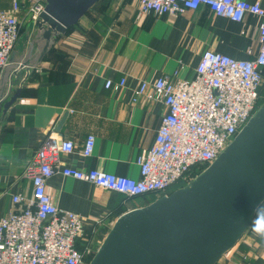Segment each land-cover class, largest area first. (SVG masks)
Returning a JSON list of instances; mask_svg holds the SVG:
<instances>
[{"label":"crops","instance_id":"1","mask_svg":"<svg viewBox=\"0 0 264 264\" xmlns=\"http://www.w3.org/2000/svg\"><path fill=\"white\" fill-rule=\"evenodd\" d=\"M19 17L27 38L15 48L18 57L28 47L33 24L26 17L30 0H20ZM251 3L264 0H246ZM13 0H0L11 10ZM261 18L247 15L241 22L217 16L206 6L183 14L153 16L140 12L137 0H100L59 36L42 63L23 71L15 88L21 96L0 116V219L18 207L13 196L30 199L29 164L51 133L72 139V153H61L62 166L47 181L46 190L56 205L83 217L84 230L103 242L122 214L146 206L156 195L127 197L91 182L66 177L64 166L101 169L139 178L138 156L155 142L166 107L161 97L133 102L134 92L145 81L177 72L193 76L206 50L247 60L260 48ZM27 32L29 33L27 36ZM33 33V32H32ZM125 79L124 86H120ZM112 80V88H106ZM68 116L61 133L56 128ZM89 135L96 137L93 154L82 148ZM264 219V202L239 239L216 264H264V235L254 231Z\"/></svg>","mask_w":264,"mask_h":264},{"label":"built area","instance_id":"2","mask_svg":"<svg viewBox=\"0 0 264 264\" xmlns=\"http://www.w3.org/2000/svg\"><path fill=\"white\" fill-rule=\"evenodd\" d=\"M137 1L141 13L153 16L183 14L206 6L217 16L236 22L247 15L261 18L260 48L253 58L238 60L206 50L192 77L179 79L177 72L166 74L154 82H143L134 92L133 102L161 97L166 107L153 146L137 158L139 178L72 166L61 170L66 177L127 197L154 193L161 197L169 195L180 181L190 184L208 168L263 105L264 7L259 1L246 0ZM46 3L29 1L26 17L31 23L39 19ZM21 9L20 0H13L9 11L0 6V80L21 36ZM124 84L122 79L119 85ZM113 85L107 80L105 87ZM95 143L96 137L89 135L82 148L85 157L93 154ZM74 148L72 139L55 133L42 142L26 171L33 183L31 198L13 196L18 207L0 219V264H88V247L84 251L79 248V241L86 237L83 217L60 209L46 190L48 179L62 166L60 154L72 153ZM195 167L200 172L190 178Z\"/></svg>","mask_w":264,"mask_h":264},{"label":"water","instance_id":"3","mask_svg":"<svg viewBox=\"0 0 264 264\" xmlns=\"http://www.w3.org/2000/svg\"><path fill=\"white\" fill-rule=\"evenodd\" d=\"M98 1L47 0L32 23L35 35L27 50L13 55L3 70L0 116L21 96V86H15L23 71L37 68L55 40ZM263 202L264 103L190 184L119 216L89 264H216L247 231Z\"/></svg>","mask_w":264,"mask_h":264},{"label":"trees","instance_id":"4","mask_svg":"<svg viewBox=\"0 0 264 264\" xmlns=\"http://www.w3.org/2000/svg\"><path fill=\"white\" fill-rule=\"evenodd\" d=\"M100 1V0H99ZM96 4V3H95ZM94 6V5H93ZM92 6V7H93ZM90 11V10H89ZM88 11V12H89ZM87 12V13H88ZM86 13V14H87ZM74 26V25H73ZM73 26H71L70 28H72ZM69 28V29H70ZM68 29V30H69ZM67 30V31H68ZM23 33V27H22V29H21V34ZM263 88H264V86H263ZM262 103H264V90H263V98H262ZM200 172V170L198 169V168H193L192 169V171H191V173H190V178L191 177H195L196 175H198V173ZM187 185V182H185V181H180L178 184H176V186L175 187H173L171 190H170V193H172L175 189H177L178 187H183V186H186ZM149 195H156L157 197H160V194H156V193H154V194H149ZM145 196H147V195H145ZM92 242H94V240H93V236H92V234L91 233H87L86 232V237H84L83 238V240H80L79 241V248L82 250V251H84L87 247H88V249H86V254H85V260H86V262L88 263H90V261L92 260L91 258L89 259L88 258V256H89V254L90 253H88L89 252V250H91V245H93L92 244Z\"/></svg>","mask_w":264,"mask_h":264},{"label":"rangeland","instance_id":"5","mask_svg":"<svg viewBox=\"0 0 264 264\" xmlns=\"http://www.w3.org/2000/svg\"><path fill=\"white\" fill-rule=\"evenodd\" d=\"M33 31V33L31 32V36L32 37H34V28L32 29ZM29 34V33H28ZM26 41H27V38H26V36H25V33L23 32L22 34H21V36H20V39H19V41H18V43H17V48L18 47H20V46H22V45H24L25 43H26ZM100 241L101 240H94V242H92V244L93 245H91L92 247H91V250L88 252V253H90L89 254V256H88V258L90 259H92L93 257H94V255L96 254V252L98 251V249H99V247H100V245H101V243H100ZM240 242V241H239ZM238 242V243H239ZM237 243V244H238ZM241 260H244L243 262H242V264H244L245 263V259H244V257L243 256H241V258H240ZM88 264H89V262H88ZM249 264V263H248Z\"/></svg>","mask_w":264,"mask_h":264},{"label":"clouds","instance_id":"6","mask_svg":"<svg viewBox=\"0 0 264 264\" xmlns=\"http://www.w3.org/2000/svg\"><path fill=\"white\" fill-rule=\"evenodd\" d=\"M254 231L264 235V219H258L254 225Z\"/></svg>","mask_w":264,"mask_h":264},{"label":"flooded vegetation","instance_id":"7","mask_svg":"<svg viewBox=\"0 0 264 264\" xmlns=\"http://www.w3.org/2000/svg\"><path fill=\"white\" fill-rule=\"evenodd\" d=\"M32 39H33V37H32Z\"/></svg>","mask_w":264,"mask_h":264}]
</instances>
